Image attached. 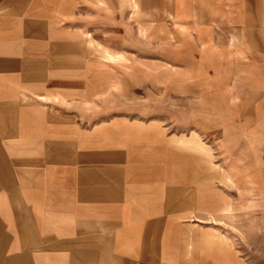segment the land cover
Returning <instances> with one entry per match:
<instances>
[{"label": "crops", "instance_id": "1", "mask_svg": "<svg viewBox=\"0 0 264 264\" xmlns=\"http://www.w3.org/2000/svg\"><path fill=\"white\" fill-rule=\"evenodd\" d=\"M208 2L191 20L189 0H173L174 29H149L168 50L148 57L125 54L120 27L93 23L91 0H0L1 264H224L225 252V264H248L206 224L220 193L166 111L190 89L199 105L224 96L230 107H264V39L235 49L248 65L244 92L199 89L173 65V42L197 36L201 54L217 55L216 28L238 25L221 19V0ZM254 122L248 170L231 167L227 179L248 185L264 234V116Z\"/></svg>", "mask_w": 264, "mask_h": 264}, {"label": "rangeland", "instance_id": "2", "mask_svg": "<svg viewBox=\"0 0 264 264\" xmlns=\"http://www.w3.org/2000/svg\"><path fill=\"white\" fill-rule=\"evenodd\" d=\"M208 1L189 0L187 18L196 19L198 10L200 14H205L207 3H210ZM91 2L95 10L89 18L95 24L107 23L110 27L123 29L125 35L123 47L125 54L130 56L131 54L163 56L167 49L165 39L157 35H152L149 39V29L153 25H161L157 26V29L161 27L163 30H173L177 25L176 18H180L176 17L173 0H91ZM220 3L221 19L234 20L238 24L235 25L236 28L223 24L216 28L215 34L218 38L215 41L220 47V53L214 55L211 48L201 54L198 49L201 44L198 37L189 40L186 36L182 47L175 42L172 44L171 54L174 57L179 56L173 65L179 70L187 69L193 79L197 77L194 82L199 84V89L201 85L212 92L228 93L230 90L244 92L248 90V65L237 61L240 53L235 52V49L242 48L244 40H248V37L258 41L264 39V26L261 22L264 19V0H243L240 2L241 8L236 9L229 6L234 0H221ZM101 10L103 15H100ZM248 25L251 28H248ZM243 27L245 33L241 36L240 44L239 37ZM138 28H141L139 37L135 31ZM93 36L94 47L100 48L96 35ZM228 41H232L233 44H229ZM229 47H233L232 50L236 54L231 53ZM261 70L264 71V68L257 71L264 75ZM190 90V95L187 96L173 95L172 107H167L166 111L168 114L171 109L173 132L188 135V150L204 155L206 179H211L212 186L220 193L221 206L217 211L218 216L206 218V224L221 228L224 239L232 242L248 264H264V234L259 232L256 212H248V185L241 181L234 184V181L227 179L231 167L248 170V123L260 122L264 116V107H230L225 105L224 96L216 101L217 107L206 104L207 101L199 105L196 89ZM159 102L162 104L161 111H165L164 105L168 104ZM1 244L0 229V248ZM227 257L225 252L220 258L221 262L225 264ZM2 259L0 249V264Z\"/></svg>", "mask_w": 264, "mask_h": 264}]
</instances>
